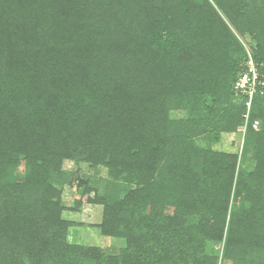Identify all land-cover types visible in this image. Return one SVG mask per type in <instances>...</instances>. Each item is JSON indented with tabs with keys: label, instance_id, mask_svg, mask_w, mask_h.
I'll return each instance as SVG.
<instances>
[{
	"label": "trees",
	"instance_id": "16d2710c",
	"mask_svg": "<svg viewBox=\"0 0 264 264\" xmlns=\"http://www.w3.org/2000/svg\"><path fill=\"white\" fill-rule=\"evenodd\" d=\"M0 264H264V0H0Z\"/></svg>",
	"mask_w": 264,
	"mask_h": 264
},
{
	"label": "rangeland",
	"instance_id": "374dc122",
	"mask_svg": "<svg viewBox=\"0 0 264 264\" xmlns=\"http://www.w3.org/2000/svg\"><path fill=\"white\" fill-rule=\"evenodd\" d=\"M174 117L183 116L182 112H173ZM243 139V130L240 129L235 133H225L221 135L220 141L214 146L218 149H224L230 152H240ZM64 168L71 172L70 178L73 181L77 175L85 178L105 177L104 168L97 169L87 163L74 164L71 161H65ZM22 173V170L19 171ZM79 189L75 184H65L62 188L63 203L70 207L74 200L79 198ZM102 207L100 205L83 204L77 212L66 210L62 217L74 221L77 225L71 227L68 232V240L73 243H83L102 247L105 251L116 253L125 245L123 239L103 236L96 226L101 220ZM220 248L218 245H209L208 251L215 252Z\"/></svg>",
	"mask_w": 264,
	"mask_h": 264
},
{
	"label": "built area",
	"instance_id": "2783aa9c",
	"mask_svg": "<svg viewBox=\"0 0 264 264\" xmlns=\"http://www.w3.org/2000/svg\"><path fill=\"white\" fill-rule=\"evenodd\" d=\"M245 46L247 52V59L245 63V69L241 72L240 77L236 81V88H239L241 91L246 92L251 98L254 91V86L258 81L257 68L256 64L252 58L249 48ZM250 102H247V107L249 109Z\"/></svg>",
	"mask_w": 264,
	"mask_h": 264
}]
</instances>
